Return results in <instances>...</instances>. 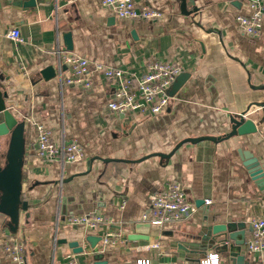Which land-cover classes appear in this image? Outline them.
<instances>
[{
  "label": "crops",
  "instance_id": "0c3cea01",
  "mask_svg": "<svg viewBox=\"0 0 264 264\" xmlns=\"http://www.w3.org/2000/svg\"><path fill=\"white\" fill-rule=\"evenodd\" d=\"M136 2L163 10L166 18H119L102 0H0V82L8 107L26 122L23 199L31 214L27 221L22 212L16 232L0 219V264H16L2 247L10 235L25 239L28 264H66L69 256L95 264L98 253L103 264H199L190 259L199 254L181 252L177 244L194 242L187 236L206 222L252 227L253 219L264 218V196L247 167L250 157H264V27L258 36L241 34L237 15L251 13L245 0H186L185 9L182 0ZM15 27L21 42L5 36ZM67 31L74 56L120 68L126 76L140 77L153 60L178 61L187 76L164 113L112 111L116 80L95 72L90 88L64 82L71 72ZM51 68L56 74L46 79ZM243 112L257 131L228 137L232 116ZM37 123L56 143H82L85 160L42 159ZM2 139L0 154L8 147V137ZM171 180L182 184L198 210L180 222L153 224L151 197ZM87 213L108 223L87 231L69 221ZM107 232L118 233V242L102 248L100 241L95 250L86 240ZM245 236V264H264V251L247 250L253 230ZM71 241L83 251L75 252ZM219 258L230 262L225 252Z\"/></svg>",
  "mask_w": 264,
  "mask_h": 264
},
{
  "label": "built area",
  "instance_id": "2783aa9c",
  "mask_svg": "<svg viewBox=\"0 0 264 264\" xmlns=\"http://www.w3.org/2000/svg\"><path fill=\"white\" fill-rule=\"evenodd\" d=\"M251 9L250 14L237 15V25L241 34L258 36L264 27V0H245ZM102 5L119 18L134 20H163L166 13L150 6L139 7L136 0H102ZM14 41H23L18 27L9 30L6 35ZM2 36L0 34V40ZM66 63L71 69L65 78V83L71 86L90 88L93 85V74L103 73L107 78L116 80L117 88L113 98L108 102L112 111L122 114L140 112L144 115L164 113L172 99L170 89L177 77L184 72L183 65L173 60H153L147 71L140 77H129L125 71L117 67H109L87 57H66ZM37 152L48 162L62 159L68 163L85 160L86 148L76 139L62 144L52 139L51 131L43 124L37 123ZM198 207L189 202L186 191L178 181H168L166 186L151 197V214L149 221L153 224L180 222L192 217ZM72 224L94 230L108 223L105 216L97 213H87L69 218ZM253 236L247 243L251 253L264 251V218L258 217L251 221ZM116 232H107L101 239L102 248L114 245L119 237ZM158 245H154L157 247ZM6 256L16 264H28L25 256L26 242L22 236H7L2 243ZM66 264H78L69 256ZM137 264H150V259H138ZM200 264H221L219 253H210L200 261Z\"/></svg>",
  "mask_w": 264,
  "mask_h": 264
},
{
  "label": "water",
  "instance_id": "95a60500",
  "mask_svg": "<svg viewBox=\"0 0 264 264\" xmlns=\"http://www.w3.org/2000/svg\"><path fill=\"white\" fill-rule=\"evenodd\" d=\"M183 9L186 6V0H182ZM64 44L70 51V57L73 56V36L71 31L63 33ZM56 71L51 68L45 71L46 79L55 76ZM186 73L180 74L173 83L170 94L176 92L181 85ZM8 91L3 83L0 82V141L2 138L8 137V147L4 153L0 154V219L3 223H7V228L16 232L21 220L22 212H26L25 218L28 221L30 217L29 201L23 199V167L25 163L26 152V122L20 119L7 105ZM246 112L232 116V131L228 134L231 137L236 134L244 135L257 131L256 123L251 119H245ZM194 139H187L190 141ZM185 141V142H186ZM4 159V164H2ZM250 162L247 164L249 175L254 181L258 190L264 196V157H250ZM204 200L197 201V205L204 204ZM144 225V224H142ZM147 227L151 224L147 222ZM252 231V227L248 226L245 221H226L224 223H215L209 225L206 222L197 234L187 236L194 242L181 241L177 244L181 252L191 254H201L199 257H191L190 259L199 262L207 257L210 250H215L219 253L225 252L228 254L229 261L227 264H245L246 255L242 253V248L246 244V233ZM133 239H144L140 235H132ZM101 236L88 235L86 240L95 250L97 244L101 241ZM233 241L231 244L230 242ZM61 242L66 243L67 239ZM70 247L75 252H82L78 241L69 242ZM184 254V253H183ZM185 255V254H184ZM102 253L96 254L95 264H103L100 261Z\"/></svg>",
  "mask_w": 264,
  "mask_h": 264
}]
</instances>
